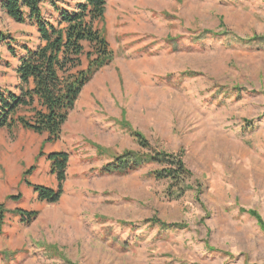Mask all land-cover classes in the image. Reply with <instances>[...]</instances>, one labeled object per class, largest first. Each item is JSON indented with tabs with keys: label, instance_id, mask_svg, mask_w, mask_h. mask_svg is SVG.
Segmentation results:
<instances>
[{
	"label": "rangeland",
	"instance_id": "374dc122",
	"mask_svg": "<svg viewBox=\"0 0 264 264\" xmlns=\"http://www.w3.org/2000/svg\"><path fill=\"white\" fill-rule=\"evenodd\" d=\"M106 1L97 24L113 60L85 85L60 138L0 128V264H264V0ZM9 42L21 55L38 29L0 0V88L19 92ZM131 130L183 154L192 176L182 192L150 176L157 164L103 172L115 155L145 152ZM58 151L70 155L67 179L48 202L33 185L58 188L48 159ZM19 209L37 216L26 222Z\"/></svg>",
	"mask_w": 264,
	"mask_h": 264
},
{
	"label": "trees",
	"instance_id": "16d2710c",
	"mask_svg": "<svg viewBox=\"0 0 264 264\" xmlns=\"http://www.w3.org/2000/svg\"><path fill=\"white\" fill-rule=\"evenodd\" d=\"M46 2L47 0H1L2 9L15 22H28L37 27L39 43L35 47L24 45V52L18 55L9 42L13 56L19 57L16 69L19 92L0 88V128H7L12 132L14 127L21 125L38 134L47 133V141L55 142L60 138L63 126L83 88L102 67L111 63L113 51L97 24L104 17L106 0H77L74 6L69 5L67 8L53 0L52 5L58 13L54 20L45 15ZM2 37L8 38L5 35ZM85 43L89 44V51H86ZM84 55L88 59L85 68L82 67ZM21 109H28L31 115L20 114ZM248 124L250 126L249 122ZM131 135L145 152L126 150L115 155L112 163L103 167V172L125 175L147 165L157 164L161 167L150 170V176L168 179L176 194L182 192L192 176L183 154L155 149L140 131L131 130ZM69 157V153L65 151L48 155L51 171L58 180L57 189L31 184L27 175L33 169L25 172L24 180L33 185L41 200L57 202L61 198L67 179ZM21 197L9 196V199L20 200ZM4 206L0 204V234L5 220ZM16 212L26 222L33 221L37 216L36 211L19 209ZM249 213L259 219L253 210ZM144 222L162 229L182 227L158 218ZM261 225L264 228L263 223Z\"/></svg>",
	"mask_w": 264,
	"mask_h": 264
},
{
	"label": "crops",
	"instance_id": "0c3cea01",
	"mask_svg": "<svg viewBox=\"0 0 264 264\" xmlns=\"http://www.w3.org/2000/svg\"><path fill=\"white\" fill-rule=\"evenodd\" d=\"M66 122H67V121H66ZM66 122H65V123H66ZM44 134H46V135H47V133H44ZM47 138H48V135H47ZM46 140H47V139H46Z\"/></svg>",
	"mask_w": 264,
	"mask_h": 264
}]
</instances>
